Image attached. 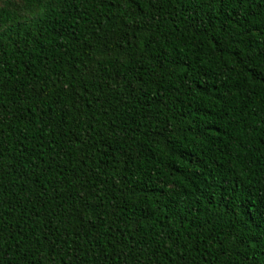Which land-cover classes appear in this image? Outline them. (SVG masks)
<instances>
[{"label":"trees","instance_id":"trees-1","mask_svg":"<svg viewBox=\"0 0 264 264\" xmlns=\"http://www.w3.org/2000/svg\"><path fill=\"white\" fill-rule=\"evenodd\" d=\"M0 264H264V0H0Z\"/></svg>","mask_w":264,"mask_h":264}]
</instances>
